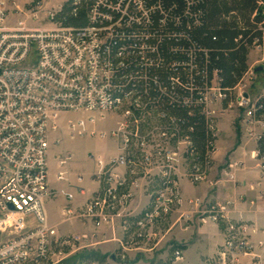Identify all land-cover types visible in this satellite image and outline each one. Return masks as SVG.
<instances>
[{"label":"built area","instance_id":"1","mask_svg":"<svg viewBox=\"0 0 264 264\" xmlns=\"http://www.w3.org/2000/svg\"><path fill=\"white\" fill-rule=\"evenodd\" d=\"M199 3L185 0L179 11L177 3L168 5L164 0H88L87 25L75 28L65 24L62 5L57 12L45 13L49 27L31 25L42 20L41 5L12 23L6 0H0V264H59L62 250L80 241L60 238L45 206L52 195L49 151L52 144L62 142L61 138L51 141L50 135L60 130L62 114L87 115L68 123L70 137L113 140L118 149L107 159L93 155V179L99 188L81 214L68 209L67 220L75 217L96 228L120 230L130 240L127 244L140 242L150 227L182 203V177L204 181L215 164L223 110L237 105L243 111L240 120L249 126L257 144L251 158L260 161L264 174L259 149L264 140L260 114L264 94L250 96L245 80L251 70L229 94L222 90L216 71L208 83L203 77L199 84L196 46L182 44L167 50L168 40H187L185 31L201 26L199 12H194ZM80 4L74 2L75 7ZM189 16L192 20L183 27L184 17ZM248 49L264 52L263 40L257 39ZM113 114L119 118L115 129L96 127ZM189 117L205 121L208 141L203 155L194 144L195 128L188 124ZM72 160L67 151L58 155L59 182L69 180ZM236 166L231 164L230 169ZM186 168L190 175L182 174ZM152 180L157 185L152 203L135 215L128 206L142 185ZM61 193L73 199L65 190ZM189 204L198 209L201 224L227 223L222 264L249 255L255 246L260 252L250 254L251 262L264 264V227L230 220L232 202L205 207L200 200H190ZM252 237L262 238L256 242ZM54 247L60 249L58 253ZM175 254L178 259L182 256L179 251Z\"/></svg>","mask_w":264,"mask_h":264},{"label":"rangeland","instance_id":"2","mask_svg":"<svg viewBox=\"0 0 264 264\" xmlns=\"http://www.w3.org/2000/svg\"><path fill=\"white\" fill-rule=\"evenodd\" d=\"M67 2L68 0H6V11L11 22L13 23L18 19L25 18V16L29 14L31 10L37 9L39 8V5H41L43 9V13L41 14L42 20L40 22L34 21L31 23V25L36 27H49V23L44 20L45 13L48 11L57 12L59 11V6H65ZM247 65L252 73L250 74V78L245 80V84H248L249 88H247V90L249 91L250 96L252 98H256L264 94V52L259 49L250 50L248 53ZM260 67L262 68V71H255ZM251 78L253 81H251ZM219 109L220 108H217L216 110ZM223 111L224 113H220L219 119L226 114L236 118L234 121L233 131L237 134V136L232 139V141H230V139H226V142H224L228 147V152L225 154V156H223L220 164L218 165L220 170L221 168L224 170H219L218 177H221L228 182H233L237 173L243 171L246 166V164H244L241 160L237 159L240 158L238 157L239 154L236 152L239 146L243 145L247 148V150L250 148L251 156L253 152H257V144L249 134V126L244 121L239 120L243 114V111L237 105ZM81 117H87V115L82 113H65L60 116V130L57 132H52L50 136L51 141H53L56 137H61L62 142L58 146H54L52 144L49 151V159L53 162L54 155L57 152L67 150V152L73 155L70 168H72L74 172L89 173L92 172L94 168V160L91 156L94 154L102 156L112 155L116 150V142L109 139H99L89 136L70 137V133L67 128L68 123L70 121H76ZM118 120L119 118L116 116V114H113L105 121L98 122L96 127L98 129L112 130L117 127ZM225 133H229V130L226 127L224 129V134L222 135L225 136ZM218 141L219 136L217 137L216 142L215 164L218 158V150L223 148L222 144L219 146L220 148L218 147ZM253 161L255 167L259 169L260 161L254 159ZM215 164L213 168L206 171L203 182H195L189 176H184L181 179H187L191 184L194 185L206 183L209 187H214L216 185V183L213 181V170L215 169ZM231 164H237V166L233 169H230ZM183 173L190 175L191 171L186 168L182 170V174ZM75 182L76 180L73 178L72 183L75 184ZM262 183H264V174L261 172V179L259 183L255 184L251 188L253 191L258 192L259 199L264 200V190L262 188L264 184ZM145 184L152 186L154 185L155 189L157 187L156 184H153V180L151 182L147 181ZM182 200L183 201L181 204L179 203L174 207L171 214L165 216L161 220L157 221L152 227H150L148 233L144 235L145 237L141 239L140 242L127 244L130 242V240H125V237L120 230L116 229V232H113L110 227L106 226L101 231L96 232L92 231L93 227L90 225V223L84 224V220L82 219H76L75 221L71 222L64 221L63 216L59 212V208L62 206L61 199L55 197V202H46V209L50 223L58 226L60 238H67L69 236L81 237L79 242H73L72 246H67L62 250L63 256H61V261L59 264H214L216 262L222 264V261H185L183 259L184 257L181 252L183 245L186 243L189 244L196 242L197 239L200 238V234H197V231L193 233L187 232V228L182 223L191 216L199 219V214L197 213L198 209L195 206L190 205L189 201L200 200L202 203L204 202L205 207L209 206L210 203H208L207 199L199 197ZM132 203L133 202H131L128 206V208L130 207V211H132ZM82 212L83 210H79L77 212L78 214L76 215L78 216ZM174 215H178V218L175 221H172V217ZM199 223L201 226L220 225L222 223L226 224L224 221L219 224L208 223L204 225L201 224L200 221ZM85 235L88 236L87 240L82 238V236ZM252 238L257 242L262 237ZM59 250V248L54 247V252L58 253ZM177 251H179L182 255L180 259L176 257L175 252ZM249 252L254 255L258 254L260 251L255 246V248ZM250 254L236 257L235 261H237L238 264H256V262H251L253 261V255ZM53 259L57 260V258ZM241 259H247L248 261H241ZM235 261H226V264H233ZM56 262L57 261H48L45 263L25 264H56Z\"/></svg>","mask_w":264,"mask_h":264},{"label":"crops","instance_id":"3","mask_svg":"<svg viewBox=\"0 0 264 264\" xmlns=\"http://www.w3.org/2000/svg\"><path fill=\"white\" fill-rule=\"evenodd\" d=\"M227 116V117H226ZM236 118H233L229 114L222 116L218 120V147L222 144L223 148H218V158L215 164V169L213 170V181L216 183L214 187H209L208 184H191L187 179H181L180 181V193L182 199H190L193 197L204 198L208 200L209 205L212 204H225L226 202H232V205L229 208V219L234 222H244L249 225H255L258 228L264 227V200L259 199V194L256 191H253L251 187L255 184H258L261 179V172L253 164V159L250 156L251 150L243 145L239 146L236 151L239 155L237 158L246 164L243 171L238 172L235 176L233 182H228L219 175L218 165L221 162V159L228 152V147L225 145L226 139H234L237 134L233 131L234 121ZM240 120V119H239ZM238 120V121H239ZM237 122V121H236ZM236 126V123H235ZM228 128L229 133L224 134V129ZM61 137L54 138V141ZM62 139V138H61ZM55 146V145H54ZM64 152L67 150H63ZM59 151L54 155L53 162L50 161L48 156L49 163V185L52 195L46 200V202H55L54 198L58 197L61 199V205L59 208L60 214L63 216L64 221H75L77 218L73 217L70 220H67L66 211L72 209L74 214H78L79 210H83L89 201L92 199L94 193L98 190L99 185L94 181L93 174L96 171V163L94 160V168L92 172L82 173L74 172L70 165L68 167L69 171V180L67 182H59L57 180V172L59 171L57 164V157L59 154L63 153ZM118 154V149L116 145L115 152L110 156L95 155L96 157L101 156L103 158H109L116 156ZM244 155V156H243ZM71 164V163H70ZM51 167V169H50ZM227 170V169H226ZM220 171H224L221 168ZM217 174V176H216ZM78 177H82V181H78ZM75 178V184L72 183V179ZM264 184V183H262ZM264 190V186L262 187ZM155 186L144 184L137 191V196L132 203V211L135 215H138L145 211L152 203L153 196L155 193ZM65 190L67 193L73 195V199L70 200L66 195L62 194L61 191ZM46 206V204H45ZM47 212V209H46ZM48 216V213H47ZM178 218V215L172 217V221H175ZM49 220V216H48ZM50 223V220H49ZM93 227L92 231H101L103 228H96L91 222H84V224H89ZM187 228V232L193 233L197 231V234H200V238L196 242L186 243L183 245L182 255L185 261H222L220 259V253L223 250V246L227 238V223H222L220 225H208L201 226L199 219L191 216L187 220L182 222ZM51 226L56 227L58 231V226L51 224ZM87 232V231H85ZM188 235L190 236V234ZM79 234V233H78ZM59 235V233H58ZM188 236V238H189ZM60 237V235H59ZM63 237V236H61ZM70 237V236H69ZM79 237V236H75ZM88 236H82V238ZM81 238V237H79ZM241 261H248L247 259H241Z\"/></svg>","mask_w":264,"mask_h":264},{"label":"trees","instance_id":"4","mask_svg":"<svg viewBox=\"0 0 264 264\" xmlns=\"http://www.w3.org/2000/svg\"><path fill=\"white\" fill-rule=\"evenodd\" d=\"M76 0H69L63 9L65 24L75 28L87 25L88 0H80L75 7ZM166 4H175L179 11L185 7V0H164ZM261 3V4H260ZM74 11H77L74 15ZM199 12L201 26L185 31L187 40L170 39L167 41V50L170 47L185 44L187 47L196 46L199 50L197 58V79L202 84L205 77L207 83L216 71L221 79L223 91L233 90L243 76L248 72L249 47L257 39L264 42V0H200L194 12ZM173 15L175 12L172 13ZM192 20L184 17V25ZM262 26V27H261ZM204 51L207 54H204ZM178 58V54L169 55ZM184 76V74H183ZM263 108L260 114L264 115V97L260 103ZM181 114L182 111H180ZM179 113V114H180ZM188 124L194 126V144L197 152L205 153L208 133L205 121L199 118H188ZM260 155H264V140L259 143Z\"/></svg>","mask_w":264,"mask_h":264},{"label":"water","instance_id":"5","mask_svg":"<svg viewBox=\"0 0 264 264\" xmlns=\"http://www.w3.org/2000/svg\"><path fill=\"white\" fill-rule=\"evenodd\" d=\"M256 71L257 72L262 71V68L260 67V68L256 69Z\"/></svg>","mask_w":264,"mask_h":264}]
</instances>
